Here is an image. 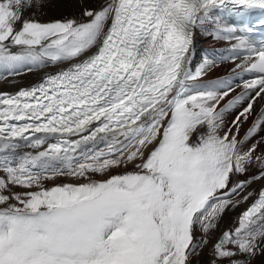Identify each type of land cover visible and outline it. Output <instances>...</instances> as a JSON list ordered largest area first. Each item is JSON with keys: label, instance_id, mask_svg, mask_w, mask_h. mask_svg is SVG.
<instances>
[{"label": "snow or ice", "instance_id": "obj_1", "mask_svg": "<svg viewBox=\"0 0 264 264\" xmlns=\"http://www.w3.org/2000/svg\"><path fill=\"white\" fill-rule=\"evenodd\" d=\"M46 2L0 0V72L54 69L0 92V264H192L210 241V264L264 257V19L223 18L264 0L25 16ZM197 31L226 48L193 70Z\"/></svg>", "mask_w": 264, "mask_h": 264}, {"label": "bare ground", "instance_id": "obj_2", "mask_svg": "<svg viewBox=\"0 0 264 264\" xmlns=\"http://www.w3.org/2000/svg\"><path fill=\"white\" fill-rule=\"evenodd\" d=\"M103 0H47L46 6L42 9L32 8L25 11L26 17H31L40 22H47L49 19H64V18H76L83 19L82 17V8L96 7L97 3H102ZM198 46V47H197ZM199 47H203V51L199 52ZM226 45L223 42H217L212 39L211 36L202 34L199 31L198 39L195 42L194 51L196 53L195 59L200 55L199 63L201 62V58L207 53L210 57L212 56V52L214 49H224ZM215 52V51H214ZM217 53V52H216ZM220 54V53H218ZM223 54H227L224 52ZM193 60V70L197 67V60ZM198 63V64H199ZM228 65L225 64L223 66L217 67L212 71V73L207 77V79H215L217 77H221L227 74ZM54 70L49 67L46 69H34L32 72H22L19 76H8L6 73L0 72V89H15L19 85H29L31 83H35L38 81L45 73ZM236 92L239 93L240 89H236ZM231 97L226 98L229 99ZM225 100V102H226ZM257 111H259L260 105H257ZM234 112H230L227 114V120H231ZM249 124H245L243 129L241 130V135L246 131ZM99 178V177H96ZM75 182V178L72 177H64L58 178L55 181L47 182L46 186L51 187L53 183H70ZM260 183L253 185V190L256 191L260 187ZM251 201V200H250ZM248 201L247 203H249ZM247 203H241V205L234 210H230L224 216L222 223L220 224V230H223L226 227L234 226V222L239 216L240 211L243 207L247 205ZM219 233L217 232V235ZM196 238L199 241L201 239V233L199 230L196 232ZM214 238V237H213ZM192 264H210L211 261V241L210 243L204 247L202 250L198 251V253L192 257ZM254 264H264V257H257L254 261Z\"/></svg>", "mask_w": 264, "mask_h": 264}, {"label": "rangeland", "instance_id": "obj_3", "mask_svg": "<svg viewBox=\"0 0 264 264\" xmlns=\"http://www.w3.org/2000/svg\"><path fill=\"white\" fill-rule=\"evenodd\" d=\"M48 21H50L49 19L47 20V22ZM198 47V46H197ZM203 51V47H199V52H202ZM199 58H200V55L198 54V57L195 59V60H197L198 62H196V64H197V66L199 65L198 63H199ZM233 115H234V113H233ZM193 259V258H192ZM194 261H195V259H193ZM255 263V262H254Z\"/></svg>", "mask_w": 264, "mask_h": 264}]
</instances>
